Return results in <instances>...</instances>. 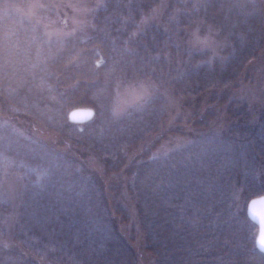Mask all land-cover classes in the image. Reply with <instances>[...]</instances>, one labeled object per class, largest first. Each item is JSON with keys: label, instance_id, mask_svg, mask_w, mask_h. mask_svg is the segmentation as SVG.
<instances>
[{"label": "trees", "instance_id": "obj_1", "mask_svg": "<svg viewBox=\"0 0 264 264\" xmlns=\"http://www.w3.org/2000/svg\"><path fill=\"white\" fill-rule=\"evenodd\" d=\"M167 1L165 29L138 28L158 0H103L86 31L48 39L12 10L23 0H0V103L13 114L8 121L0 113V159L12 162L22 183L18 217L7 235L29 253L0 245V264H136L103 182L84 157L94 153L105 171L120 169L124 149L156 129L167 102L157 92L117 117L111 111L116 85L143 79L198 98L231 84L262 43L255 0ZM199 22L229 42L225 57L180 43L184 29ZM75 106H91L94 115L71 122L67 111ZM226 111L232 118L247 115L244 104H228ZM211 118L206 112L194 128L205 130ZM31 123L68 141L76 153L46 143ZM125 170L154 264H264L257 226L245 211L249 198L264 193V105L254 122L202 132L165 155L143 153ZM10 212L0 191V234Z\"/></svg>", "mask_w": 264, "mask_h": 264}, {"label": "rangeland", "instance_id": "obj_2", "mask_svg": "<svg viewBox=\"0 0 264 264\" xmlns=\"http://www.w3.org/2000/svg\"><path fill=\"white\" fill-rule=\"evenodd\" d=\"M262 12L264 24V0H255ZM103 0H23L13 6V11L19 16L39 25L46 38L61 39L82 33L89 27L92 13L99 8ZM168 9L167 0H158L138 20V28L157 25L165 29L163 14ZM262 43L256 53L229 85L214 88L200 94L199 97H184L173 93L170 88H157L148 80L119 82L115 87L111 111L119 117L131 108L140 107L147 98L159 92L167 102L164 118L156 129L150 132L140 142L124 149L125 162L118 170L107 172L99 157L87 153L86 163L101 178L104 190L117 226L126 241L132 246L136 255V264H154V257L147 249L146 237L141 228L136 201L128 189L129 176L126 167L132 162L142 159L143 153L150 156L165 155L171 150L186 145L202 132L218 133L229 124L236 122H254L264 105V25ZM180 43L187 49L207 51L210 58H223L229 51V42L214 28L204 23H195L184 29ZM244 104L247 110L245 117H231L226 111L227 105ZM211 112L209 126L204 130H196L193 121ZM0 113L12 121L13 114L7 106L0 103ZM17 122H23L21 117H15ZM14 121V120H13ZM34 133L46 143L60 151H72L71 143L63 140L53 132L46 130L40 124H30ZM169 129L174 130L171 134ZM0 191L11 203V212L4 223L6 234H0V245L16 249L24 255H29L7 233L15 224L21 204L22 183L20 174L14 171L12 162L0 159ZM238 204L243 200L240 190L235 191ZM117 211V213H116ZM39 264H58L56 262L37 259Z\"/></svg>", "mask_w": 264, "mask_h": 264}, {"label": "water", "instance_id": "obj_3", "mask_svg": "<svg viewBox=\"0 0 264 264\" xmlns=\"http://www.w3.org/2000/svg\"><path fill=\"white\" fill-rule=\"evenodd\" d=\"M94 115V108L91 106H75L67 111V119L71 122H85ZM264 199V193L252 196L246 202L245 211L247 216L256 224L255 245L264 252V204L256 203Z\"/></svg>", "mask_w": 264, "mask_h": 264}, {"label": "snow or ice", "instance_id": "obj_4", "mask_svg": "<svg viewBox=\"0 0 264 264\" xmlns=\"http://www.w3.org/2000/svg\"><path fill=\"white\" fill-rule=\"evenodd\" d=\"M252 203L253 204H256V203H262V204H264V199H261V200H258V201H253Z\"/></svg>", "mask_w": 264, "mask_h": 264}]
</instances>
